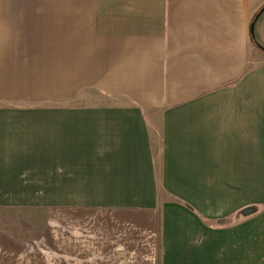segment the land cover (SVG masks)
Here are the masks:
<instances>
[{"label": "crops", "instance_id": "0c3cea01", "mask_svg": "<svg viewBox=\"0 0 264 264\" xmlns=\"http://www.w3.org/2000/svg\"><path fill=\"white\" fill-rule=\"evenodd\" d=\"M263 4L0 0V264H264Z\"/></svg>", "mask_w": 264, "mask_h": 264}, {"label": "rangeland", "instance_id": "374dc122", "mask_svg": "<svg viewBox=\"0 0 264 264\" xmlns=\"http://www.w3.org/2000/svg\"><path fill=\"white\" fill-rule=\"evenodd\" d=\"M254 36L255 34V26H254ZM257 42L256 38L254 37ZM258 43V42H257ZM260 44V43H259ZM261 45V44H260ZM251 46L254 47L251 41ZM256 182V180H253ZM250 204L246 206H242L239 209H236L227 217H219L217 220V226L219 230L225 229L228 227V234L226 238L219 231L218 232V246L221 248V253L224 255L225 253L229 254L233 257V247H236L240 244H246L250 246L251 255L256 256V217H257V186H250ZM0 219L5 222L9 230L17 231L21 226L26 225L21 218L18 216V212L16 211H5L0 209ZM7 221V222H6ZM243 223V226H249V234H245L243 231H234L231 228V225H240ZM27 223L26 226H28ZM2 226V225H0ZM242 226V227H243ZM230 242V245L228 243ZM226 249V251H225ZM202 256V255H200Z\"/></svg>", "mask_w": 264, "mask_h": 264}, {"label": "water", "instance_id": "95a60500", "mask_svg": "<svg viewBox=\"0 0 264 264\" xmlns=\"http://www.w3.org/2000/svg\"><path fill=\"white\" fill-rule=\"evenodd\" d=\"M264 10V4L262 5V7L259 9V11L256 13V15L253 17L251 23H250V35L252 36V38H254V24L255 21L257 20V18L259 17V15L263 12ZM261 48L264 49V47L262 45H259Z\"/></svg>", "mask_w": 264, "mask_h": 264}, {"label": "trees", "instance_id": "16d2710c", "mask_svg": "<svg viewBox=\"0 0 264 264\" xmlns=\"http://www.w3.org/2000/svg\"><path fill=\"white\" fill-rule=\"evenodd\" d=\"M262 7V6H261ZM260 7V8H261ZM259 8V9H260ZM259 9L257 10V11H255V13L253 14V17L256 15V13L259 11ZM253 17H252V19H253ZM252 19H251V21H252ZM251 41H252V44L255 46V47H257L259 50H261V51H263L264 52V49L263 48H261L259 45V43H257L256 41H255V39L254 38H252V36H251Z\"/></svg>", "mask_w": 264, "mask_h": 264}]
</instances>
